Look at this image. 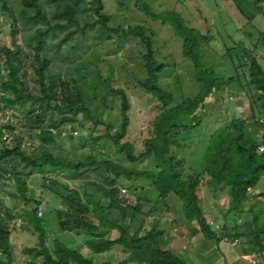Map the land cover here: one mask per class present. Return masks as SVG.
<instances>
[{
  "label": "trees",
  "instance_id": "16d2710c",
  "mask_svg": "<svg viewBox=\"0 0 264 264\" xmlns=\"http://www.w3.org/2000/svg\"><path fill=\"white\" fill-rule=\"evenodd\" d=\"M45 1L49 8H45L43 0H20L21 7L14 9L8 0H0L2 14L9 12L13 22L12 44L0 42V110L30 104V109L21 122L27 128L29 137L22 131L13 133L14 128L9 123L0 126V178H5L6 174L12 175L3 172V163L17 161V167L13 169L19 171L18 176L14 177L16 192L25 204L32 203L34 206L24 210L22 216L33 224L37 232V243L25 247L23 252L26 255L41 256L39 264H95L91 258L57 238L54 239L52 250L46 245L45 228L37 210L41 199L29 194L30 187L21 179L20 172L31 175L37 170L45 177L46 169H58L75 172L79 178L91 174L104 178L105 185L99 189L89 184L93 189L85 187L80 191L68 187L67 193L57 191L62 205L56 209L59 229L89 234L91 237L85 244L93 252H106L114 246L122 248L124 257L121 261H105L101 264H186L174 251L161 245L160 239L165 232L161 220L164 212H171L165 201L166 197L173 193L181 200L184 217L189 221L195 220L206 238H219L223 234L221 232L225 233L226 226L214 228L210 225L199 197L202 182L208 180L213 187L227 189L230 197L228 212L242 214L244 206L250 201L251 189H259L260 182L264 180V149H259V146L264 147V119L261 115H256L254 110V101L258 99L264 111L263 59L256 58V47L251 49L243 46L242 58L238 57L236 60V74L224 75L214 65L204 66L200 63L199 49L206 44L207 33L187 25L176 12L154 13L142 0H136L138 9L150 19L171 26L180 39L182 56L192 62V73L198 91L195 96L183 97L174 104L173 93L159 84L164 64L155 56L154 30L145 25L109 27L111 16L104 12L103 0H96L97 5L93 8L96 18L91 26L98 24V30L108 38L116 35L123 40H138L145 76L137 84L151 94L158 107L157 114L148 125L143 149L135 151L133 143L122 141L129 125V101L123 88L112 85L110 71L103 83L107 91L120 96L122 120L119 129L113 134H110L111 127L106 126L107 135L129 162L143 161L152 156L155 170L126 167L109 157L97 159L92 154L73 160L59 155L53 146L57 142V136H64L62 128L74 120L80 121L79 114L88 111L83 101L82 87L73 78L74 92L61 79L60 74L47 75L51 61L42 52L50 33L65 31L66 40L73 32L84 30V27L79 26V10L76 7L80 0ZM18 17L33 29L23 44L17 43L14 37V30L19 24ZM231 52L232 48L227 47L226 54L231 56ZM29 70L35 75L38 93L29 88ZM234 81L245 89L257 132L247 118L233 115L226 119L210 136L204 152V171L191 172L185 159L171 152V148L178 144L174 135L180 129L198 127L208 106L223 101ZM93 122L94 125L102 123L99 118ZM82 130L86 134L79 132L81 141L84 139L81 145L95 140L92 130L84 126ZM5 135L11 136L7 143L3 138ZM74 135L68 134L71 137ZM119 179L149 181L157 190V196L152 201L137 196L134 203H131L127 195L119 190ZM257 194L264 199V184ZM141 202L149 204L150 212L155 209L160 211L158 219L151 226L146 225V217L139 208ZM138 214L142 218L131 223ZM12 218V210L0 203V264H12L14 260L10 228ZM244 224L248 225L249 222ZM233 227H236L233 236L247 235L240 224ZM113 230L118 232V236L106 235ZM260 233H264V228L253 230L252 242L263 252L264 237L260 238Z\"/></svg>",
  "mask_w": 264,
  "mask_h": 264
},
{
  "label": "rangeland",
  "instance_id": "374dc122",
  "mask_svg": "<svg viewBox=\"0 0 264 264\" xmlns=\"http://www.w3.org/2000/svg\"><path fill=\"white\" fill-rule=\"evenodd\" d=\"M8 1L14 9L21 7L20 0ZM142 2L154 13L176 12L187 25L208 34L206 44L201 45L199 49L202 65H214L224 75H234L236 60L238 57L242 58L241 47L243 46L251 49L256 47V58L263 59L264 63V0H142ZM103 4L104 12L111 16L108 22L109 27L145 25L154 30L155 56L164 64L159 76V84L173 93L174 104L181 101L183 97L196 95L198 85L193 77L192 62L189 58L182 56L180 39L168 23L150 19L147 14L138 9L136 0H103ZM43 5L49 8L45 0ZM96 5V0H80L76 7L79 10V26L84 27V30L73 32L66 40H64L65 31L50 33L42 52V55L51 61L47 75L60 74L61 79L66 81L74 92L75 84L72 79L75 78L77 84L82 87L83 101L88 108L87 112L79 114L80 121L74 120L62 128L64 136H57L53 149L59 155L73 160L92 154L97 159L109 157L126 167L155 170V160L152 156L143 161L129 162L125 154L116 149L112 138L107 135L106 126L111 127L110 134H113L119 129L122 120L120 96L107 91L103 83V79L109 76L110 71L113 78L112 85L123 88L129 101V125L122 141L133 143L135 151L143 149V139L147 135L149 123L158 112V107L157 101L151 94L137 84V81L145 76L143 62L139 55L140 43L135 38L123 40L116 35L108 38L98 30V24L91 26L96 18L93 10ZM1 10L0 42L11 45L12 17L9 12L2 14ZM32 31L29 24L19 18V24L14 30L15 41L23 44L28 33ZM227 47L232 48L231 56L226 54ZM239 71L241 72V69ZM29 88L34 93H38V83L31 70H29ZM254 102L256 115H261L264 119L261 102L258 99ZM29 109L30 104H26L24 107L0 110V126L9 123L14 128L13 133L22 131L29 137L27 128L21 123ZM233 115L247 118L257 132L251 118L248 96L245 94V89L236 81L231 85L223 101L208 106L198 127L183 128L176 132L174 137L178 144L171 148V152L185 159L189 171L202 173L205 169L204 152L211 134ZM97 118L101 119L102 123L94 125L93 120ZM83 126L92 130L95 140L81 145L84 139L81 141L78 135L79 132L84 131ZM74 131L78 134L68 136V134H74ZM14 167H17L15 160L3 163V172L12 175L6 174L5 178H0V203L11 209L13 215L10 220L14 256L12 264H39L42 261L41 256L26 255L23 252L25 247L36 245L37 232L33 224L27 222L22 216L24 210L34 206L32 203L25 204L16 192L14 177L18 176L19 171L13 170ZM20 173L21 179L25 180L30 187L29 194L41 199L37 210L40 206L42 207V215L39 217L44 225L46 245L50 250L53 248L54 239L57 238L91 258L95 264L105 261L117 263L123 259L124 253L119 246H114L111 250L102 253L93 252L85 244L91 237L89 234L60 230L56 217V209L62 205L57 191L67 193L68 187L77 188L80 191H83L85 187H88V190L93 189L91 187L99 189L105 185L103 177L91 174L79 178L75 172L58 169H46L45 177L37 170H34L31 175ZM263 184L264 180L259 184V191L262 190ZM117 186L123 194L127 195L131 203H134L137 196L150 201L157 196L155 187L144 179L137 181L119 179ZM200 190L205 215L207 217L211 215L220 228L225 225L226 229H231L234 224H240L250 239L253 237V230L258 231L264 228V199L252 192V189L251 201L255 202L248 201L242 214L228 212L230 197L227 189L213 187L211 182L206 180L202 182ZM175 197L178 199L177 196ZM148 207L149 204L141 202L139 208L146 217V225L151 226L153 217L160 211L155 209L150 212ZM18 218L21 220L19 221ZM140 218L142 215L138 214L131 223L139 221ZM246 221L249 224L245 226ZM106 235L116 237L118 232L113 230ZM259 237H264V233H260Z\"/></svg>",
  "mask_w": 264,
  "mask_h": 264
},
{
  "label": "crops",
  "instance_id": "0c3cea01",
  "mask_svg": "<svg viewBox=\"0 0 264 264\" xmlns=\"http://www.w3.org/2000/svg\"><path fill=\"white\" fill-rule=\"evenodd\" d=\"M258 191L259 189H252L255 194ZM175 196L170 193L165 200L171 212H164L161 220L165 232L160 240L164 248L174 251L186 264H261L264 251L258 250L248 234L233 236L236 227H232L225 229V233L221 232L223 234L219 238H206L195 220L189 221L184 217L182 202L178 197L175 199ZM249 202H255L251 201V195ZM153 218L152 222L156 221L158 214ZM207 218L219 226L211 215Z\"/></svg>",
  "mask_w": 264,
  "mask_h": 264
},
{
  "label": "built area",
  "instance_id": "2783aa9c",
  "mask_svg": "<svg viewBox=\"0 0 264 264\" xmlns=\"http://www.w3.org/2000/svg\"><path fill=\"white\" fill-rule=\"evenodd\" d=\"M76 133H77V131H74V134H76ZM3 138H4L5 142L7 143V142H9L11 136L5 135ZM259 149L263 150L264 147L263 146H259ZM38 215H42V207L41 206L38 209ZM18 220L20 221L21 218H18ZM209 223H210L211 226L214 225V228H218V225H216L212 220H210ZM261 264H264V260H262Z\"/></svg>",
  "mask_w": 264,
  "mask_h": 264
},
{
  "label": "water",
  "instance_id": "95a60500",
  "mask_svg": "<svg viewBox=\"0 0 264 264\" xmlns=\"http://www.w3.org/2000/svg\"><path fill=\"white\" fill-rule=\"evenodd\" d=\"M83 134H86V131H83Z\"/></svg>",
  "mask_w": 264,
  "mask_h": 264
}]
</instances>
